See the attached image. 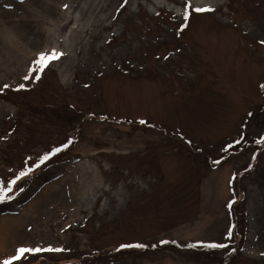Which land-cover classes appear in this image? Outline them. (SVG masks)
<instances>
[{
    "label": "rangeland",
    "instance_id": "rangeland-1",
    "mask_svg": "<svg viewBox=\"0 0 264 264\" xmlns=\"http://www.w3.org/2000/svg\"><path fill=\"white\" fill-rule=\"evenodd\" d=\"M261 41L264 0H1L0 261L264 264Z\"/></svg>",
    "mask_w": 264,
    "mask_h": 264
},
{
    "label": "snow or ice",
    "instance_id": "snow-or-ice-1",
    "mask_svg": "<svg viewBox=\"0 0 264 264\" xmlns=\"http://www.w3.org/2000/svg\"><path fill=\"white\" fill-rule=\"evenodd\" d=\"M10 7V6H9ZM66 7V6H65ZM189 8H190V4H186L185 6V11H184V20L185 22L188 21L189 19ZM195 12H204V11H211L210 8H195L193 9ZM186 25H182V27H184ZM262 44H264V41H261ZM63 55V53L58 52L57 50L53 49L51 52L45 53V52H41L38 54V57L35 61H33V64L36 66L35 69H31L29 70V75H26L23 79L28 80L29 76L35 72V79L39 80L40 79V75L39 73H42L44 71V69L48 66L49 63H51L54 60L59 59L61 56ZM4 88L9 87L8 85H4ZM25 85L21 84L18 85V89H22L24 88ZM261 88L264 89V85H261ZM141 123H144V121H141ZM241 139H243V137H241ZM241 142V140H237L234 143L235 144H239ZM69 143H71V141H69ZM257 144H262L264 143V137H261L259 140L256 141ZM68 145H64L63 147H67ZM232 145H228L225 149V151H227L229 148H231ZM61 149L57 148L54 149L52 153L46 154L45 156L41 157L40 163H43L45 160H47L49 158L50 155L54 154L55 152L60 151ZM255 154H253V159H255ZM216 163H219V161H217ZM38 166V165H37ZM249 167H251V165H249ZM29 171H31V169H29ZM27 172H21L16 178L15 180H11L7 182V187H2L0 186V201H3L5 198L10 199L11 197H6V193L11 191V187L12 185L16 182V180H19L21 176L26 175ZM231 203V202H230ZM230 206V205H229ZM227 238L230 239L232 236V231L231 229H229V232L226 234ZM161 244H167V243H175V241H160ZM196 245L193 244H189L187 245V247H195ZM205 247H209V248H226L228 247L227 244H216V243H210V244H206L203 245ZM121 248H130V247H138V248H143L146 247V245L143 244H129V245H121ZM153 247H155V245H153ZM62 249H53V248H40V247H36V248H27V247H20L16 250L15 254L3 261H0V264H13L14 261H19L22 258H24L25 254L27 253H39V252H44V251H61Z\"/></svg>",
    "mask_w": 264,
    "mask_h": 264
},
{
    "label": "bare ground",
    "instance_id": "bare-ground-1",
    "mask_svg": "<svg viewBox=\"0 0 264 264\" xmlns=\"http://www.w3.org/2000/svg\"><path fill=\"white\" fill-rule=\"evenodd\" d=\"M0 4H1V0H0ZM24 5H25V3H24ZM41 36H43V34L41 33ZM93 173L94 174H96V171H93ZM59 175H62V177H64L65 178V173H60ZM64 178H61V179H59V183H61V182H64V183H66V181H64ZM67 184V183H66ZM66 184H63V186L65 185L66 186ZM10 220H12V219H10Z\"/></svg>",
    "mask_w": 264,
    "mask_h": 264
}]
</instances>
